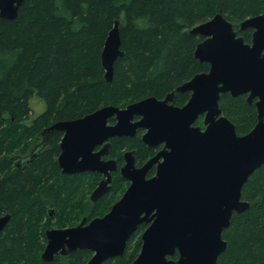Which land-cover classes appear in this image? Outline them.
<instances>
[{"label":"trees","instance_id":"1","mask_svg":"<svg viewBox=\"0 0 264 264\" xmlns=\"http://www.w3.org/2000/svg\"><path fill=\"white\" fill-rule=\"evenodd\" d=\"M217 13L251 42L253 29L240 30L239 25L264 13V0H24L15 19L0 17V216L10 215L0 232V264H86L91 250L43 260L45 229L73 225L84 214L104 215L124 192L126 180L118 175L112 191L92 203L89 194L97 177L61 173L62 132L57 130L47 133L45 149L28 160L21 157H27L40 132L54 122L105 105L124 107L149 96L163 98L208 71L210 65L195 57L204 36L190 30ZM116 19L124 55L108 81L101 54ZM35 94L46 109L32 118ZM246 98L230 92L220 98L223 113L241 135L258 121L255 104ZM189 99V93L178 92L175 103ZM198 124L203 125L202 118ZM131 148L139 165L155 151L142 141L141 132L112 140V154L120 162L124 150ZM242 195L250 206L235 212L224 230L227 248L216 264H264V164L251 174ZM147 226L137 227L123 255L102 264H133Z\"/></svg>","mask_w":264,"mask_h":264},{"label":"water","instance_id":"2","mask_svg":"<svg viewBox=\"0 0 264 264\" xmlns=\"http://www.w3.org/2000/svg\"><path fill=\"white\" fill-rule=\"evenodd\" d=\"M23 3L0 0V17L15 19ZM239 27L253 28L251 42L221 13L194 26L190 32L204 36L195 57L210 68L163 99L149 96L125 107L105 105L46 128L44 133L64 132L58 157L63 173L98 171L107 176L92 192L93 201L109 191L110 170L117 167L115 160L101 159L108 143L95 152L98 144L112 136H134L143 127L148 129L144 142L151 147L165 145L141 167L136 166L134 151H127L121 173L131 183L122 197L104 216L88 223L84 218L75 227L48 229L43 260L89 249L94 254L87 264H102L123 255L133 232L146 223L133 264H216L227 248L224 230L235 212L250 206L243 199V186L264 164V13L246 18ZM121 43L116 19L101 54L108 81L113 79L116 60L124 55ZM186 91L191 96L184 106L171 103L177 92ZM226 92L247 94V102H255L258 121L250 132L238 134L235 123L223 113L220 98ZM135 115L142 117L133 121ZM201 115L205 127L193 126ZM112 116L117 122L109 125ZM33 152L21 161L34 156ZM155 163L156 173L148 178ZM9 219V214L0 216V232Z\"/></svg>","mask_w":264,"mask_h":264},{"label":"flooded vegetation","instance_id":"3","mask_svg":"<svg viewBox=\"0 0 264 264\" xmlns=\"http://www.w3.org/2000/svg\"><path fill=\"white\" fill-rule=\"evenodd\" d=\"M253 29V28H252ZM187 93H189L190 94V96H191V92L190 91H186ZM178 93V92H177ZM247 95V94H246ZM175 97H176V95H175ZM175 97H174V101H172L171 103H173L174 105H176V106H180V107H182V106H184L186 103H184L183 105H179V104H176L175 103ZM164 98V97H163ZM163 98H160V99H163ZM253 104V103H252ZM254 104H255V102H254ZM256 106V105H255ZM125 107V106H124ZM257 108V107H256ZM141 115H135V117H134V119H133V121H138V120H140L141 119ZM200 118H202V122L204 121V115H201L194 123H193V126H201L202 128H204L205 126H204V124L203 125H200V124H198V121L200 120ZM75 119V118H74ZM60 121V120H59ZM117 122V120H116V118L114 117V116H112V117H110L109 118V120H108V124L109 125H114L115 123ZM55 123V122H54ZM53 123V124H54ZM51 126V125H50ZM49 127V126H48ZM47 128V127H46ZM46 128L45 129H43L41 132H40V135L37 137V140H36V142H35V144L33 145V149L29 152V153H27V155H30L33 151H35L36 152V154L38 153V152H41L43 149H45L47 146H48V143H47V139H48V137H47V133L48 132H46V133H44V131L46 130ZM55 130H57V129H55ZM147 128H143V127H139L138 129H137V132H136V134H138V133H140L141 132V137H142V141L144 142V140H143V135L145 134V132H147ZM57 131H61V130H57ZM51 132V131H50ZM62 132V137H61V140H60V143H59V145H61V141H62V138H63V136H64V132L63 131H61ZM135 134V135H136ZM134 135V136H135ZM117 137H132V136H126V135H124V136H112V137H110L108 140H106L104 143H102V144H98L96 147H95V149H94V151L95 152H99L100 150H102L105 146H106V144L108 143V146H107V153L106 154H102L101 155V159L102 160H105V161H108V160H115V162H116V165H117V167H116V169H114V170H110V173H111V175H112V180H111V182L109 183V186H110V189H109V191L107 192V193H105L103 196H101L99 199H101V198H103V197H105L106 195H108L111 191H112V189L114 188V185H115V180H116V178H117V176L118 175H120L123 179H125L126 180V182H127V185H126V188H125V190H124V192L126 191V189L128 188V186L130 185V183H131V181L129 180V179H126V178H124L123 177V175H122V173H121V167L125 164V153L127 152V151H134V155H135V159H136V149H134V148H131V149H125L124 150V153H123V161L122 162H120L119 161V157H118V155H116V154H112V151H111V149H112V140L113 139H115V138H117ZM147 146H148V148H150V149H154L155 151H154V153L151 155V157H153V156H155L160 150H162L163 149V147H164V145H165V142H161V143H159V144H157L156 146H149L146 142H144ZM61 152H62V149H61V146H60V153H59V155L61 154ZM34 153V152H33ZM59 155H58V157H59ZM150 157V158H151ZM149 158V159H150ZM148 159V160H149ZM161 159H163V158H161ZM147 160V161H148ZM146 161V162H147ZM145 162V163H146ZM145 163H143L142 165H139V164H137V160H136V166L137 167H141V166H143ZM59 164V163H58ZM157 165H158V163H155L154 164V166L149 170V172L147 173V177L149 178V177H152L153 175H155V173H156V170H157ZM59 167H60V165H59ZM60 169H61V173L62 174H72V175H75V174H81V173H88V174H91V175H94V176H96L97 178H96V183H95V185H94V188L92 189V191H91V193L89 194V198H90V201L92 202V203H95V202H97V201H93L92 199H91V195H92V192L94 191V189L99 185V183L103 180V179H106L107 178V176L104 174V173H101V172H98V171H82V172H77V173H63L62 172V168L60 167ZM124 192L120 195V197L113 203V205L122 197V195L124 194ZM112 205V206H113ZM112 206H111V208H112ZM111 208L107 211V212H109L110 210H111ZM106 212V213H107ZM105 213V214H106ZM49 214H50V216H54L55 214H54V209H49ZM104 214V215H105ZM4 215H6V214H4ZM104 215H102V216H104ZM96 217H101V216H96ZM96 217H93V218H90L89 217V215L88 214H84V215H82V217L75 223V224H73V225H68V226H62V227H59V226H51V227H48V228H46L45 229V235H46V231L48 230V229H54V228H69V227H75V226H77V225H79L82 221H83V219L84 218H86L87 220H86V223H88L89 221H91L92 219H94V218H96ZM145 231V230H144ZM143 231V232H144ZM143 234V233H142ZM47 244V243H46ZM128 244V243H127ZM79 250H89V249H79ZM76 251H78V250H76ZM76 251H73V252H76ZM92 251V254H91V256H90V258L88 259V261L91 259V257L93 256V254H94V251L93 250H91ZM73 252H71V253H73ZM70 254V253H69ZM58 255H64V254H57L56 255V257L58 256ZM66 255H68V254H66ZM55 257V258H56ZM110 259V258H109ZM108 260V259H107ZM88 261L86 262V264L88 263ZM106 261V260H105Z\"/></svg>","mask_w":264,"mask_h":264},{"label":"rangeland","instance_id":"4","mask_svg":"<svg viewBox=\"0 0 264 264\" xmlns=\"http://www.w3.org/2000/svg\"><path fill=\"white\" fill-rule=\"evenodd\" d=\"M30 104L33 109L32 118H35L36 116L44 112L46 109L45 101L36 94L31 98Z\"/></svg>","mask_w":264,"mask_h":264}]
</instances>
